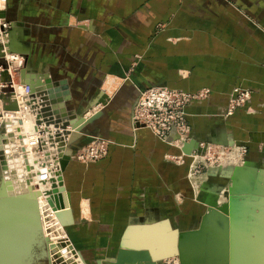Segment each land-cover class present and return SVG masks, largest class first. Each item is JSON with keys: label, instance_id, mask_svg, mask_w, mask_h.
Instances as JSON below:
<instances>
[{"label": "crops", "instance_id": "1", "mask_svg": "<svg viewBox=\"0 0 264 264\" xmlns=\"http://www.w3.org/2000/svg\"><path fill=\"white\" fill-rule=\"evenodd\" d=\"M2 13L26 54L25 78L56 84L55 119L72 128L98 114L74 128L71 148L93 136L109 141L103 159L66 164V234L78 255L67 242L58 252L50 245V258L109 263L124 227L171 218L181 204L186 168L169 159L177 150L130 122L141 90L207 89L185 109L191 142L235 139L250 160H264V0H6ZM234 87L251 89V98L223 117Z\"/></svg>", "mask_w": 264, "mask_h": 264}, {"label": "rangeland", "instance_id": "2", "mask_svg": "<svg viewBox=\"0 0 264 264\" xmlns=\"http://www.w3.org/2000/svg\"><path fill=\"white\" fill-rule=\"evenodd\" d=\"M9 37L10 39L14 38L12 31H10ZM22 65H24V62ZM30 77L34 78L32 75ZM238 88L242 89L243 87H234L231 90V92L233 94H236L235 92H233V90ZM249 90H250L249 99L246 101L245 104H242L239 107H237L233 111V113L237 109L246 106L252 94L251 89ZM231 92L230 94L232 95ZM207 97L203 99H198L196 101L205 100L207 99ZM228 102H229V96H228L227 104L225 106L223 117H228L233 114L232 113L230 115H227L226 113ZM89 109L90 107L86 108L83 111V113L89 112L87 111ZM97 109H99V106L97 107ZM83 113H80V115ZM93 113L95 112H92L89 116H91ZM186 118H187V114H186ZM25 123H30V122L29 121L27 122L26 120ZM58 124L59 127L62 128L64 132L66 131V128H68V125H66L67 123L62 120L58 122ZM72 129L75 131L74 128ZM21 130H23V128H21ZM24 130L28 131V128ZM3 132H4L3 129H0V141ZM70 139L71 136H69L68 146L65 153L66 155H68V161L73 160V158H71V155H69L70 152L69 149H72V151L78 149V148H71ZM191 141H192V137L186 142V144H184L182 148H178L177 146L173 145L172 147L177 150V153L172 154L169 157V159H171L172 165L185 166L186 168L185 175L184 177L181 178V182H182L181 187H183L184 191L182 192L180 197L183 200L181 201L180 205L176 204L177 211L175 212L174 216H172L171 218L168 216L165 217L149 216V218L147 216L141 217L138 223L131 224L128 227L127 226L124 227L123 232L131 226L139 227L146 225H157L160 222H164L165 220H168L170 222L168 223V225L170 226V230H173L175 232L181 233V232L196 230L199 228L201 222L203 221V218L211 208L219 209L221 206L225 205L228 209V215H229V226L227 228V235L228 238H230V240L227 243V249L230 251V252L228 251L229 252L228 258L230 264H264V254L262 252H260L258 255L256 254L257 246H260V248L264 246V231H262L261 229V226H264V204L262 205V202L260 203L259 201L256 200L257 196H259L257 191L259 185L257 184V182H261L264 184V160L262 159L260 161L250 160L248 158V153H249L248 145H246L242 141L240 142L236 141L235 139L225 138L218 143H211L205 141L202 142L198 141L196 143H192ZM29 149L31 150L29 153H32L31 146H29ZM61 152L62 150L60 149L59 153ZM180 155H182V158L178 159ZM31 161L36 169L37 166L36 163L34 162L33 156ZM0 170H1V165H0ZM60 170H62L61 166H60ZM63 172L64 170L61 171L62 177L54 178L53 186L55 185V188L57 190L56 192L53 191V193L52 192L48 193L47 198L51 197L49 199L50 200L53 199L51 200V202H54V205L62 204L64 201L65 203L68 204L69 209H71L70 195L65 188ZM58 188L63 189L65 192L64 193L62 192L63 194H60L58 192ZM51 202L49 203L51 204ZM224 209L225 207H223V210ZM69 211L70 210H68V212ZM65 214L66 212H62L61 214V217L65 218L66 221L65 225H63V229L62 228L61 229L64 231L65 235L67 236L66 225H67L68 217H66ZM48 219L50 223L44 225L43 227L44 236L50 239L53 237L52 239L54 240L46 243L42 234L43 230L39 226L40 236L44 246V253H47L48 247L53 244L54 247L60 245L62 248H64L67 246V242L64 243L62 240H60L62 239L61 235L63 232H61V230L59 229L60 226L59 223H56L54 219L51 220V217L47 218L46 216V221ZM125 233L126 231L124 232V234ZM235 235L238 237L237 239H234ZM58 236L60 237L58 238ZM216 236L214 235L213 240L210 242V244L207 247V249H209V251L213 253H218L221 248V241L217 239ZM198 241L199 240L191 241V243L193 242L191 247L192 250L195 249V247L201 248L202 243L201 241L199 242ZM68 244L73 246L71 241ZM121 248H122V244H121ZM38 251L40 252V250ZM33 258H35L34 264H52V260L55 261L56 264H65L66 263L65 261H68V259H70L69 257L61 259L59 258V256L55 254H54V258H50L49 256H47V254H44V256L42 255L38 259L36 257ZM164 260L165 261L161 262V264H183L181 256H179L176 253H172L168 255Z\"/></svg>", "mask_w": 264, "mask_h": 264}, {"label": "bare ground", "instance_id": "3", "mask_svg": "<svg viewBox=\"0 0 264 264\" xmlns=\"http://www.w3.org/2000/svg\"><path fill=\"white\" fill-rule=\"evenodd\" d=\"M23 69L25 78L26 69L24 68V65H22L20 69L16 68L15 70H12V77L15 82L19 81V77L21 79L20 73ZM26 80L34 82L32 81L34 78L31 77L26 78ZM51 85L54 90V84L52 83ZM94 107L95 105L91 106L87 111H91V109L93 110ZM23 121L24 122H19L17 120L11 121L6 127L5 137L10 138L15 132L20 133L23 137L19 144V149L17 150L9 144H4L3 146L4 162L2 161L1 153L0 165L3 167L5 164L3 171L5 172L6 169L7 173L1 175L2 180L0 186L3 191H0V198L15 197L33 200L36 203V209L8 211L5 203H0V233L1 235L4 233V237L0 240V264H34L35 258H33V255L35 253L36 245H39L40 247L39 255L44 256V246L41 240L39 226L43 230L42 234L46 243L54 240L52 239L53 237L50 239L44 236L43 227L50 223L49 219L46 221V216L47 218L51 217V220L54 219L56 223H59V229L63 232L61 235L62 239L60 240L64 243H70L68 237L62 230L63 225H65L66 222L65 218L61 217L62 212L70 210L68 204L63 201L60 205H54L53 202L51 206L49 202L53 199L50 200L49 198L51 197L47 198V194L51 192L53 193L54 191V178L62 177V170H59L58 173L53 171L50 174H47L46 178L41 177V172L37 173V167L35 169L31 161L32 153H29L31 150L26 142V140H29V136L24 135V133L27 132L24 129H29V123H25L26 120ZM21 128H23V130H21ZM72 131L74 130L69 127L68 134L72 133ZM21 151H26L28 155H22ZM257 184L259 185V188H257L259 196H257L256 200L260 203L262 202L263 205L264 184L261 182H257ZM58 192L63 194L65 191L58 188ZM223 207H225V211L223 210ZM228 226L229 215L228 209L225 205L221 206L219 209L211 208L203 218L199 228L196 230L181 233L175 232L170 230L167 221L160 222L157 225L139 227L131 226L126 230L123 237L122 247L124 249H119L121 254L125 256L122 264H144L141 260L136 261L126 257L130 256L126 252L131 250L146 251L155 264H161V262L165 261L164 259L172 253L181 256L183 264H230L228 258L230 251L227 249V243L230 240L227 235ZM261 229L264 231V226H261ZM214 235H217V239L221 241V248L218 253H213L207 249L208 245L213 240ZM59 237L60 236H58V238ZM237 238L238 237L235 235L234 239ZM195 240L201 241V248L198 247V249L195 247V249L192 250L191 247L193 242L191 243V241ZM58 250L57 246L54 247L55 252H58ZM70 250L74 254V251L72 249ZM260 252L264 254V246L261 248L260 246H257L256 254L258 255ZM114 260L115 257L110 260V263ZM77 261L79 260L77 259ZM79 262L82 264L81 261ZM110 263L105 262L103 264Z\"/></svg>", "mask_w": 264, "mask_h": 264}, {"label": "built area", "instance_id": "4", "mask_svg": "<svg viewBox=\"0 0 264 264\" xmlns=\"http://www.w3.org/2000/svg\"><path fill=\"white\" fill-rule=\"evenodd\" d=\"M5 3L6 0H0V129L4 131L1 135L0 154L2 153L4 162V144L12 145L17 150L23 137L18 132L13 133L10 138L5 137L6 127L10 122L28 120L29 129L24 133L29 136L26 142L32 148L37 173L41 172V177L46 178L47 174L53 171L58 173L60 170V160L68 146L69 127L64 132L50 113L53 103L44 81L35 86L34 83H37L38 79L32 80L34 82L27 81L26 78H21L18 82L13 80L12 70L22 67L25 53L17 51L14 38L9 37L13 25L2 14ZM238 89L233 90L236 94L231 92L232 95H229L227 115L245 104L250 97L248 88ZM208 94L207 89L186 91L160 85L149 87L139 92L133 105L131 123L135 129L146 128L161 141L182 148L191 138L186 106L191 101L206 98ZM108 147L109 141L93 136L85 146L69 152V155L73 160L86 165L106 157ZM21 154L28 155L26 151H21ZM181 158L182 155L178 157ZM4 167L5 164L1 167L0 177L7 173L6 169L3 171Z\"/></svg>", "mask_w": 264, "mask_h": 264}, {"label": "water", "instance_id": "5", "mask_svg": "<svg viewBox=\"0 0 264 264\" xmlns=\"http://www.w3.org/2000/svg\"><path fill=\"white\" fill-rule=\"evenodd\" d=\"M3 14V13H2ZM12 46V45H11ZM26 56V54H25ZM25 61V60H24ZM21 78L22 80L24 79V69L21 70ZM42 83V80L38 79L37 83H34V85L36 86L37 84ZM44 83L46 84V89L47 92L49 94V98L51 100V103H55L57 99V97L55 96V94H57V90L52 88V85L49 83V80H45ZM54 85H56L54 83ZM68 99H65V101ZM98 116L97 113H94L93 115H91L90 117H88L87 119H84L83 122L80 121L79 123L75 124L76 127H72V128H76L77 130L80 129V126L84 123H88L90 121H92L93 119H95ZM66 125H69L68 122H66ZM81 124V125H80ZM74 126V125H73ZM75 131H72V133H70V136H72V134ZM69 149V147H68ZM70 152H72V149H69ZM68 155L64 154L63 158L61 160L60 166L62 171L65 169L66 164L68 163ZM1 180V177H0ZM57 189H55V185H54V192H56ZM0 191H3L1 186H0ZM0 203H5L6 208L8 209V211H24V210H35L36 209V203L33 200H28V199H22V198H15V197H9V198H0ZM60 205V204H59ZM4 234V233H3ZM1 235L0 233V240H2V238L4 237V235ZM40 247L39 245H36L35 247V253L33 255V257H36L37 259L39 257H41L39 255V250ZM127 254H129L130 256H126L127 258H131L133 260H141L144 262V264H155L154 261H152L150 259L149 254L146 251H135V250H131V251H127ZM125 259V256H123L121 254V252L118 250L117 254L115 255V260L111 261L110 264H122V261Z\"/></svg>", "mask_w": 264, "mask_h": 264}]
</instances>
